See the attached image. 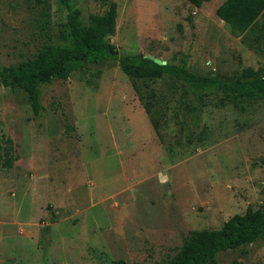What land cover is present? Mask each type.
I'll return each mask as SVG.
<instances>
[{"label": "rangeland", "instance_id": "obj_1", "mask_svg": "<svg viewBox=\"0 0 264 264\" xmlns=\"http://www.w3.org/2000/svg\"><path fill=\"white\" fill-rule=\"evenodd\" d=\"M112 1L110 41L119 55L184 60L224 83L245 68L264 75V49L248 48L216 16L225 0L199 8L186 0ZM70 2L84 21L106 10L94 0ZM47 36L67 43L58 0H0V69L32 58ZM153 87L169 97L160 130L117 61L44 85L39 116L23 91L0 88V141L11 139L19 158L0 167V264L164 263L190 232L219 230L260 209L264 99L212 89L193 95L167 76ZM216 260L264 264V241Z\"/></svg>", "mask_w": 264, "mask_h": 264}, {"label": "trees", "instance_id": "obj_2", "mask_svg": "<svg viewBox=\"0 0 264 264\" xmlns=\"http://www.w3.org/2000/svg\"><path fill=\"white\" fill-rule=\"evenodd\" d=\"M58 1L67 10V43L53 45L47 36L32 58L0 69V88L23 91L35 116L43 111L40 97L44 85L54 80L65 81L77 71L89 70L98 63L108 61H117L121 71L131 79L139 102L157 130L165 122L169 97L153 87V83L165 76L183 82L193 95L212 89L236 100L264 99L262 69L245 68L239 78L224 83L213 76L195 74L186 67L184 60L175 62L172 58L165 65H157L143 54L119 55L110 41L116 29L117 6L114 1L94 0L106 10L100 15L90 14L86 21L80 9L70 0ZM186 1L199 8L212 0ZM215 14L228 26L233 37H241L243 43L256 53L263 51L264 22L261 18L264 0H225ZM18 159L12 140L3 137L0 141V167L11 169ZM258 241H264V203L260 209L249 207L243 215H234L219 230L190 232L171 259L155 264H218V254ZM117 264L124 263L118 261Z\"/></svg>", "mask_w": 264, "mask_h": 264}, {"label": "water", "instance_id": "obj_3", "mask_svg": "<svg viewBox=\"0 0 264 264\" xmlns=\"http://www.w3.org/2000/svg\"><path fill=\"white\" fill-rule=\"evenodd\" d=\"M145 58L152 60L154 63H156L157 65H165L166 62L159 60L158 58L152 56V55H145Z\"/></svg>", "mask_w": 264, "mask_h": 264}, {"label": "bare ground", "instance_id": "obj_4", "mask_svg": "<svg viewBox=\"0 0 264 264\" xmlns=\"http://www.w3.org/2000/svg\"><path fill=\"white\" fill-rule=\"evenodd\" d=\"M155 57V56H154ZM157 58V57H156ZM159 60H161L160 58H158ZM162 61V60H161Z\"/></svg>", "mask_w": 264, "mask_h": 264}]
</instances>
